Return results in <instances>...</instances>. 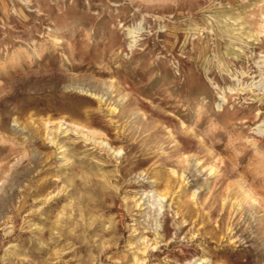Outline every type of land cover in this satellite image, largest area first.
<instances>
[{
    "label": "rangeland",
    "instance_id": "1",
    "mask_svg": "<svg viewBox=\"0 0 264 264\" xmlns=\"http://www.w3.org/2000/svg\"><path fill=\"white\" fill-rule=\"evenodd\" d=\"M263 24L264 0H0V264H264Z\"/></svg>",
    "mask_w": 264,
    "mask_h": 264
},
{
    "label": "bare ground",
    "instance_id": "2",
    "mask_svg": "<svg viewBox=\"0 0 264 264\" xmlns=\"http://www.w3.org/2000/svg\"><path fill=\"white\" fill-rule=\"evenodd\" d=\"M256 1H260V0H256ZM240 19H242L241 17H232V16H229V15H227V14H223V15H215L214 16V21H215V23H216V25H217V27L219 28V29H222L223 31H225L226 33H228L229 31H230V28L231 27H233L234 25H236V24H239L238 23V21L240 20ZM247 23V22H246ZM263 27H264V24H263ZM249 33H250V35H249V38H253L254 40L253 41H257L256 40V38L254 37V34H252L253 33V31H249ZM236 38V37H235ZM238 40V39H237ZM261 64L264 66V55L262 56V59H261ZM240 74H246V72H244V71H242L241 70V72H240ZM264 81V80H263ZM240 86V85H239ZM251 86H253L252 84H249L246 88H248V87H251ZM255 86V85H254ZM262 86V85H261ZM241 87V86H240ZM260 87V86H259ZM263 90V95H264V87L262 86V88H260V90ZM81 90H84V89H81ZM237 90V88H233V89H231V91H236ZM87 91H90V89H88ZM264 103V102H263ZM262 103V104H263ZM31 124V123H30ZM63 125V124H62ZM64 128V127H63ZM62 128V129H63ZM46 129V128H45ZM84 129H86V128H84ZM53 131V130H52ZM66 131V130H65ZM60 133H62V132H51L50 133V142L51 143H53V144H56L57 146H59V148H64L65 147V145L64 144H62V140H61V138H60ZM261 133H264V131H262L261 130ZM81 135V134H80ZM84 135L87 137V139L88 140H90V141H92V142H94L95 144H101V145H103V146H105V147H107V148H109L110 150H111V147L107 144V143H104L103 141H99V140H97L96 139V137L94 138V137H91V136H89V135H87V134H85L84 133ZM81 137V136H80ZM48 138V137H47ZM67 140V139H66ZM85 141V140H84ZM55 145V146H56ZM114 146V145H113ZM64 150H67V148H65ZM67 153V152H66ZM69 153V152H68ZM116 153L117 154H119V153H121L120 151H116ZM65 155V154H64ZM81 159V158H80ZM68 162V161H67ZM4 164H5V159H3V160H1L0 161V172H1V170H2V168H3V166H4ZM98 171H100V170H98ZM212 172V171H211ZM174 175V174H173ZM107 178H109V177H107ZM92 182V181H91ZM110 182V181H109ZM106 183V182H105ZM112 183V182H111ZM91 185V184H90ZM89 186V185H88ZM107 187H108V185H107ZM67 188V187H66ZM61 190V189H60ZM61 192V191H60ZM63 194H64V192H63ZM68 194V193H67ZM194 196V195H193ZM48 197V196H47ZM145 197V196H144ZM49 198V197H48ZM147 198V197H146ZM151 198H152V202L149 204L148 202H146V205H148V206H146V208L145 209H150L151 207H153V206H155V207H157V209L159 210L158 211V214H161L162 213V211H163V209H164V207H165V201H166V194H164V192H162V193H158V192H154L153 193V195L151 196ZM81 199V198H80ZM79 199V200H80ZM149 199V198H148ZM147 201V200H146ZM138 204V203H137ZM143 204H145V202H143ZM139 206V205H138ZM137 206V207H138ZM136 207V206H135ZM140 207V206H139ZM156 209V208H155ZM80 210V209H79ZM72 211V210H71ZM156 211V210H155ZM154 213H156V212H154ZM63 216V215H62ZM153 216V215H152ZM92 217V216H91ZM156 217V216H155ZM151 218V217H150ZM106 219V218H105ZM65 221V220H64ZM91 222V221H90ZM56 223V222H55ZM101 224V223H100ZM156 224V223H155ZM95 225V224H94ZM67 226V225H66ZM158 226H160V224H157L156 225V228L158 227ZM83 227V226H82ZM63 228H64V224H62V225H58V227H56V230H57V233H60V235L63 233L62 231H63ZM159 228V227H158ZM41 229V228H40ZM65 230V229H64ZM69 230V229H68ZM104 231V230H103ZM155 232H156V230H154ZM78 232V231H77ZM86 234V233H85ZM157 235V234H156ZM90 237V236H89ZM157 237V236H156ZM92 238V237H91ZM146 237H144V239H145ZM106 239V238H105ZM65 240V239H64ZM93 240V239H92ZM157 242V241H156ZM85 243V242H84ZM141 244V243H140ZM103 245V244H102ZM146 245V244H145ZM148 245V244H147ZM146 245V246H147ZM17 246V245H16ZM19 246V245H18ZM145 246V247H146ZM15 247V246H14ZM142 247V246H141ZM16 249V248H15ZM103 249V248H102ZM145 250V249H144ZM144 250H142V251H144ZM147 250V249H146ZM15 251V250H14ZM130 251V250H129ZM133 251V250H132ZM101 252H102V250H101ZM128 252V251H127ZM141 252V251H140ZM16 253V252H15ZM93 254V253H92ZM20 255V254H19ZM61 255H63V254H61ZM96 256V255H95ZM56 257V256H55ZM75 258H76V256H75ZM93 259V258H92ZM91 259V260H92ZM96 259V258H95ZM132 260H133V263L132 264H144V262H145V260L144 259H142V258H139V257H136V256H134V259L132 258ZM97 262V261H96ZM101 262V261H100ZM203 262L204 263H206V260H203ZM187 263V262H186ZM208 263V262H207ZM206 263V264H207ZM203 264V263H202Z\"/></svg>",
    "mask_w": 264,
    "mask_h": 264
}]
</instances>
